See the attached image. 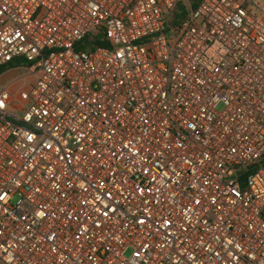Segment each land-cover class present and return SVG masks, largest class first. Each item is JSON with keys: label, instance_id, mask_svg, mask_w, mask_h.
Listing matches in <instances>:
<instances>
[{"label": "built area", "instance_id": "2783aa9c", "mask_svg": "<svg viewBox=\"0 0 264 264\" xmlns=\"http://www.w3.org/2000/svg\"><path fill=\"white\" fill-rule=\"evenodd\" d=\"M252 5L0 0V264H264Z\"/></svg>", "mask_w": 264, "mask_h": 264}, {"label": "rangeland", "instance_id": "374dc122", "mask_svg": "<svg viewBox=\"0 0 264 264\" xmlns=\"http://www.w3.org/2000/svg\"><path fill=\"white\" fill-rule=\"evenodd\" d=\"M259 1V0H255ZM264 2V0H262ZM250 10L255 17L264 21V8L261 7L258 9L256 6H250ZM35 81V76L30 75V72L27 69L23 68H13L3 72L0 76V84L7 86L9 85L11 89L16 92L21 88L25 87L29 83ZM20 112H18L19 114Z\"/></svg>", "mask_w": 264, "mask_h": 264}, {"label": "trees", "instance_id": "16d2710c", "mask_svg": "<svg viewBox=\"0 0 264 264\" xmlns=\"http://www.w3.org/2000/svg\"><path fill=\"white\" fill-rule=\"evenodd\" d=\"M191 2V5L192 7L196 8L199 1L200 0H189ZM177 12H175L176 14ZM102 37V35H93V36H90V37H87L85 38V40H83L80 44H78L79 46L81 45H89V46H107V43L102 41L100 38ZM78 46V47H79ZM18 61L16 62H13L10 64V67H2L0 68V75L5 72L7 69L11 68L12 66H14L15 63H17Z\"/></svg>", "mask_w": 264, "mask_h": 264}]
</instances>
